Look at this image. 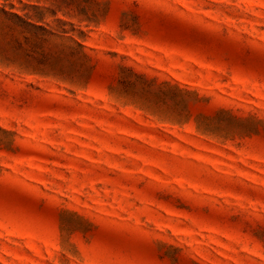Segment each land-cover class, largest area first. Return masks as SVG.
<instances>
[{"label": "rangeland", "instance_id": "1", "mask_svg": "<svg viewBox=\"0 0 264 264\" xmlns=\"http://www.w3.org/2000/svg\"><path fill=\"white\" fill-rule=\"evenodd\" d=\"M0 264H264V0H0Z\"/></svg>", "mask_w": 264, "mask_h": 264}]
</instances>
